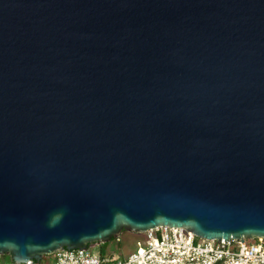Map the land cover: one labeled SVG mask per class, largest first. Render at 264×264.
<instances>
[{"label":"water","instance_id":"95a60500","mask_svg":"<svg viewBox=\"0 0 264 264\" xmlns=\"http://www.w3.org/2000/svg\"><path fill=\"white\" fill-rule=\"evenodd\" d=\"M162 225L264 238V0H0V255Z\"/></svg>","mask_w":264,"mask_h":264},{"label":"built area","instance_id":"2783aa9c","mask_svg":"<svg viewBox=\"0 0 264 264\" xmlns=\"http://www.w3.org/2000/svg\"><path fill=\"white\" fill-rule=\"evenodd\" d=\"M45 256L40 261L13 263L0 255V264H264V238L231 237L218 241L197 237L182 227L162 225L144 231L136 248L119 259L91 247L57 249Z\"/></svg>","mask_w":264,"mask_h":264},{"label":"rangeland","instance_id":"374dc122","mask_svg":"<svg viewBox=\"0 0 264 264\" xmlns=\"http://www.w3.org/2000/svg\"><path fill=\"white\" fill-rule=\"evenodd\" d=\"M140 237L141 234L123 231L119 236V242L112 239L101 247L103 254L112 259H119L136 248L140 243ZM90 247L95 252H99L101 249L98 244H92ZM6 261L10 262V259L6 257Z\"/></svg>","mask_w":264,"mask_h":264},{"label":"trees","instance_id":"16d2710c","mask_svg":"<svg viewBox=\"0 0 264 264\" xmlns=\"http://www.w3.org/2000/svg\"><path fill=\"white\" fill-rule=\"evenodd\" d=\"M104 244H106V243H100V244H98V246L101 248ZM90 247V246H89ZM101 254H103V251H102V248L100 249V251H99ZM6 257H8V256H3V259L4 260H6ZM46 256L44 255L43 256V258H45ZM9 258V257H8ZM10 262H12L11 260H10Z\"/></svg>","mask_w":264,"mask_h":264}]
</instances>
